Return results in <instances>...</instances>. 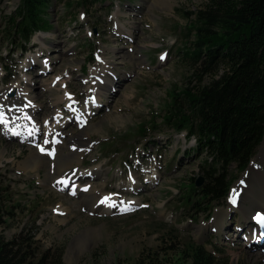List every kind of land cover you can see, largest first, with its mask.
Returning a JSON list of instances; mask_svg holds the SVG:
<instances>
[{"label": "rangeland", "instance_id": "obj_1", "mask_svg": "<svg viewBox=\"0 0 264 264\" xmlns=\"http://www.w3.org/2000/svg\"><path fill=\"white\" fill-rule=\"evenodd\" d=\"M64 1L51 0L48 19L51 27L36 32L25 52L18 50L8 54L9 41L5 43L3 39L1 19L15 9L16 0H0V95L5 94L7 103L23 101V97L8 96L6 91L28 84L31 88L27 92L33 97L37 94L38 107L42 108L39 112L49 117L52 109L64 108L63 101L66 102L56 100L54 103V96L62 95L58 85H52L54 74L71 71V78L63 76L59 83L68 80L73 99L86 104L89 91L81 77L87 75L89 82L93 80L89 74L99 63L94 60L97 52L112 60L110 71L117 73L116 81L109 77L108 83L102 84L107 85L100 96L105 105L89 117L84 126L88 127L91 146L78 158L79 162H73V168L99 170L92 180L85 181L99 190L96 195L120 197L123 202L113 212L89 211L81 204L77 190L71 194L74 197L55 190L57 184L54 188L53 177L64 175L67 170L52 174L44 168L34 170L23 166L22 160L32 147V139L28 140V146V143L0 136V149L5 148L0 157V233L9 238L21 229H30L40 251L46 247L59 248L64 264H117L134 260L142 250L169 245V241L162 239H170L165 232L174 226L178 237L172 244L182 245L192 240L206 243L209 249L213 244L219 249L215 255L227 257V264H264V253L236 241L240 234L237 224L244 225L253 208L264 207L261 199L264 176L252 175L251 181L248 176L245 178L251 187L240 195L241 204L237 208H231L226 198L216 199L210 216L199 215L196 207L185 205L183 194L191 177L200 174L196 180L203 178L201 164L207 155L198 151L191 153L195 139H188L185 132L174 133L162 122L170 92L183 87L191 73L182 51L187 41L185 27L190 22L186 12L196 11L203 0H114L115 3L106 5L97 2L87 9L78 5L64 7ZM117 4L121 7L117 8ZM80 11H85L84 18L78 17ZM113 21L117 22L118 29H112ZM87 30L91 34H87ZM118 31L133 35L135 42L127 43L126 37H116ZM128 47L133 48L132 52ZM163 49L168 51V57L160 61L157 53ZM40 51L52 62V71L45 77L36 72L44 65ZM117 52H129L131 56L120 58ZM137 53L147 59V64L140 65L143 59L137 57ZM31 61L35 62L33 66H38L31 73L23 72L22 68H27ZM45 83L51 88L44 86ZM90 86L95 93L93 84ZM106 89L114 93H107ZM149 122L154 131H148L147 137L139 140L142 136L137 134L138 126ZM66 123V130L84 128ZM71 141L65 143L66 149ZM78 143H75L77 147ZM261 145L262 141L245 169L231 164L224 170L230 189L239 184V179L246 174L243 173L252 166ZM132 175L136 176L135 182L139 181L134 193L128 190L134 187L130 183ZM108 192L112 194H105ZM127 199L135 202L131 204ZM113 206L111 202L110 209H114ZM56 207L64 213H55L52 209Z\"/></svg>", "mask_w": 264, "mask_h": 264}, {"label": "trees", "instance_id": "obj_2", "mask_svg": "<svg viewBox=\"0 0 264 264\" xmlns=\"http://www.w3.org/2000/svg\"><path fill=\"white\" fill-rule=\"evenodd\" d=\"M73 1L88 7L104 0L66 2ZM49 3L19 0L13 11L3 15L9 52L24 50L34 31L50 26ZM186 13L190 22L182 51L191 73L183 87L170 92L162 122L174 133L185 131L187 138L195 139L192 153L207 155L201 164V184H195L200 174L191 177L183 198L185 205L196 207V213L208 216L214 200L227 194L224 170L231 164L245 169L263 139L264 0H203L196 11ZM150 122L138 126L142 138L154 131ZM170 227L165 232L170 239H162L169 245L142 250L134 260L117 264H175V260L177 264H227V257L215 255L219 249L213 244L212 249L192 240L184 243L185 248L172 244L178 235ZM37 242L30 229L9 238L0 233V264H64L59 248L40 251Z\"/></svg>", "mask_w": 264, "mask_h": 264}, {"label": "bare ground", "instance_id": "obj_3", "mask_svg": "<svg viewBox=\"0 0 264 264\" xmlns=\"http://www.w3.org/2000/svg\"><path fill=\"white\" fill-rule=\"evenodd\" d=\"M112 50H113V52L116 51L115 47L112 48ZM116 54H119L120 55L119 56L120 58L121 57L122 58H130V56H131V53H129V52H127V53L125 52V54L124 53L117 52ZM136 56L139 57L140 59L141 58L143 59V57L140 56V55H138V53L136 54ZM105 63L107 64L106 67H105V65H103V69H102V68H99V66H97L95 68L96 69V72L94 74H92L93 80H95L96 77H97V76L96 77L94 76L95 74H100L101 77L104 78V81H103L102 84L108 83L109 77H111V78L114 79L115 74H117L114 71H113V73L110 71L114 63H111L109 60H105L104 61V64ZM34 64H35V62H34ZM143 64H147V59L145 60V58H144L143 60H140V65H143ZM29 67H27V68H29ZM91 73H92V71H91ZM102 84L96 83L95 86H94L95 94H97L98 100H100L101 92L104 90V87H103ZM43 85L46 86V87L49 86L51 88V85H49V83L48 84L45 83ZM10 86L12 87L13 85H10ZM30 88H31V86L28 85V84H26L25 86H22L21 88H18L19 90L16 89V95L19 94L20 96H22L24 98L33 100V104L27 108L26 112L35 114L37 116L38 113H39V110L42 109V108L38 107L37 94H36V96L33 97V96L30 95L29 92H27L28 90H30ZM46 90H48V89H46ZM105 91L107 93H112L113 92L110 89H106ZM53 99H54V103L56 102V100L57 101L66 100L62 95H58V96L56 95V96H54ZM6 101L7 100H5L4 96L3 95L2 96L0 95V103H4L5 104ZM7 104H10V103H7ZM20 105H22V103H20ZM50 106H52V105H50ZM23 108H24V106H20L19 109H23ZM2 110H6V109L2 106ZM54 110L52 109L51 114L57 112V111H54ZM71 110H72V113H73L74 117L75 116H78L79 113L81 112V109H77L76 107H73V109L71 108ZM7 112H9V113H11L13 115L18 114V112L16 110L9 109V108H7ZM45 117H47V113L46 114H43V118H45ZM81 118H83V116H81L76 122H79V120ZM58 119H59V123H61L62 122V119L60 117H58ZM28 123L34 128V130H35L34 131L35 132L34 134L36 135V130L39 129V128L36 127L37 122L34 121L33 119H31V120L28 121ZM63 124H64L63 130H62L61 127L58 128V130H60L59 140L56 143H50L49 144V147L50 148H54L56 150V154H55L54 158L53 159H49L47 157H44V155L41 153V151L39 149L30 147L31 149H30L29 153L22 160V164H23V166L25 168L34 169V170H38L40 168H44V169H47L46 172L47 171L48 172L49 171L51 172V168H53V173L52 172L51 173L54 174V173H63L64 170L69 171V170H71L70 169L71 167L75 166L73 164V162H79L78 158L80 156H82L83 152L86 151L87 149H89V147L91 146L90 139H88L89 138V130H88V127H84V128H82V129H80L78 131H76L74 129H68V130H66L67 123L64 121ZM47 128L48 127H43L42 128V130L45 129L43 131V133L45 135V138H44V141H43L45 147H46V144L48 142V131H47ZM64 132L66 133V135H65V137H62V134H64ZM5 135H6V133L0 129V136H5ZM66 137H67V139H66ZM67 140H72V141L69 143V145H67L68 147L66 149L65 143L67 142ZM76 141H79L78 147L74 151L70 150L69 149L70 144H75ZM64 145H65V147H64ZM4 151H5V148L4 149L3 148L0 149V157L3 156V152ZM253 160L254 161L251 163L252 166L248 168L247 172H244L243 173V174H245V173L246 174L242 176V179H245L248 176L247 179L249 181L250 180L249 177L252 176V175L257 176V175H261L262 174L264 176V139L262 141V145L260 147V151L256 154V156L253 158ZM67 168H69V169H67ZM80 171L85 172L84 170H80ZM88 171L91 172V174L93 176H95V174L97 175L100 172L99 170H97L95 168H91ZM49 173L48 174L46 173L47 174V177H49ZM76 174L77 173H75V175ZM52 176L53 175H50V178H52ZM61 176H64V175H55L53 177V179L56 182V178L57 177H61ZM135 178H136V176L135 175H132V178L130 180V183L131 184L133 183L134 187L137 188L138 187L137 185H138L139 181L137 180L135 182V180H134ZM154 178H156V176H154ZM56 186L58 187V185H56ZM239 186H240V184L236 185L235 188L237 189V187H239ZM250 187H251L250 182H246V185L245 186H240L239 188L242 190L241 191V195L243 193H245ZM94 188L95 187L91 184L90 188L87 191L77 190L75 192L78 195L81 204L87 206V208H88L89 211L101 212L103 210H107V211L108 210H115V208L118 207V205L121 204V202H123V199H120V197L109 196L106 199L102 195L105 198V200H103V202H101L99 204L98 203V199H100L102 196L96 195V194H99V190L98 189L97 190H94ZM77 189H78V187H77ZM254 198H257V196H255ZM261 199L264 201V196L261 197ZM111 202H114V206H113L114 209H110V203ZM258 203L261 205L260 202H258ZM240 204H241V202L238 205L240 206ZM123 206H126V203H124ZM261 206H263V205H261ZM259 208H261V207H257L255 209H259ZM237 225H241V224L238 223Z\"/></svg>", "mask_w": 264, "mask_h": 264}, {"label": "water", "instance_id": "obj_4", "mask_svg": "<svg viewBox=\"0 0 264 264\" xmlns=\"http://www.w3.org/2000/svg\"><path fill=\"white\" fill-rule=\"evenodd\" d=\"M94 30H95V29H94ZM94 32H95V31H94ZM263 138H264V137H263ZM201 182H202V177H199V178L196 180L195 184H196V185H200Z\"/></svg>", "mask_w": 264, "mask_h": 264}, {"label": "snow or ice", "instance_id": "obj_5", "mask_svg": "<svg viewBox=\"0 0 264 264\" xmlns=\"http://www.w3.org/2000/svg\"><path fill=\"white\" fill-rule=\"evenodd\" d=\"M161 59H164V57L162 56ZM47 142V141H46ZM107 199V198H106ZM103 202V201H102ZM258 219H261L260 217H258Z\"/></svg>", "mask_w": 264, "mask_h": 264}]
</instances>
